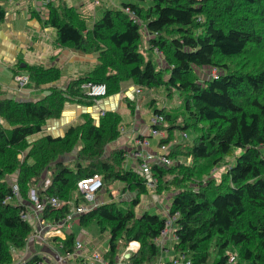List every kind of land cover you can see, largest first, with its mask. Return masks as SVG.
Masks as SVG:
<instances>
[{"label":"trees","instance_id":"1","mask_svg":"<svg viewBox=\"0 0 264 264\" xmlns=\"http://www.w3.org/2000/svg\"><path fill=\"white\" fill-rule=\"evenodd\" d=\"M133 1L123 2L121 9L106 8L94 22L65 2L56 7L49 4L46 25L56 30L58 46L95 55L93 70L71 80L64 90L49 89L35 102L1 98L0 90V264L43 260L40 255L20 259L14 253L23 252L34 234L33 225L22 215L30 191L36 192L34 186L44 181L45 174L50 184L46 188L41 184L38 199L53 197L63 202L42 213L41 218L51 223L66 217L68 202L79 204L78 197L72 198L80 181L97 175L103 186L121 182L124 191L134 194L125 208L115 202L99 204L79 215L78 224L87 227L95 222L102 233L108 231L104 259L110 264L118 247L132 242L139 247L122 259L124 264H154L159 259L157 240L167 220L148 212L136 216L133 211L148 191L145 177L124 168L123 149L105 156L106 146L120 136V114L104 112L97 124L83 115V121L62 136L28 143L47 120L60 116L65 102L90 106L96 101L83 88L87 83L104 84L106 96H112L127 82L140 89L164 87L178 93L181 113L178 108L153 109V115L163 117V124L156 128L166 133L159 146L172 142L175 129L195 133L192 144L172 150L176 141L167 154L170 160L180 154L189 158L190 166L151 165L152 175L160 181L167 174L172 176L165 188L175 190L168 216L174 218L176 256L167 264H230L228 248L236 254L235 264H264V0ZM141 25L148 49L161 55L165 69H157L140 51ZM196 68L221 74L200 80ZM26 71L27 86L32 89L60 77L55 67L29 66ZM127 107L133 115L136 102H128ZM235 149H241L235 163L227 166L219 181L212 179L211 171L224 166ZM67 155L73 159L66 163ZM12 175L13 185L8 181ZM155 192L162 191L157 187ZM52 240L63 255L74 253L72 234ZM212 252L214 259L209 262Z\"/></svg>","mask_w":264,"mask_h":264},{"label":"crops","instance_id":"2","mask_svg":"<svg viewBox=\"0 0 264 264\" xmlns=\"http://www.w3.org/2000/svg\"><path fill=\"white\" fill-rule=\"evenodd\" d=\"M95 1H98L99 4L96 5ZM61 2H65L70 7H74L80 13L85 14L87 18H90L91 22H94L101 17L103 11L106 8L117 10L121 9L123 2L135 1L49 0L48 2H46V0H0V10L4 11V18L0 20L1 98L13 99L18 102H35L41 100L49 89L55 88L58 90H64L71 80L79 79L93 70V67L97 62L95 55H89L72 48H63L58 46L56 42V30L46 25V20L49 14V4H51L52 7H56ZM39 65L45 68H58L60 71L59 79L53 83L43 85L38 89L29 88L27 86L28 83L24 87L19 88L14 81V77H27L26 67ZM128 92L130 93V91ZM131 95L132 93L130 94V96ZM126 96L127 91L124 89V92L121 91L116 95L97 99L90 106L81 105L73 101H67L63 104L60 116L57 119L47 120L42 128V131L29 137L30 139H28L32 140L42 138L44 136H51L54 138L62 136L70 126L80 124L83 121V115L87 114L94 120L95 123L98 122L101 114L104 112H116L120 114L121 117L134 116L135 119L137 115H135L136 113H134L133 115L130 114L125 101ZM150 121L151 119L149 120V124H151ZM137 124H140V122H138ZM133 125V120H131V126L125 127L123 124H121L123 130L120 134V138L109 144L108 148L110 150L123 149L126 151L125 145L128 143L131 145L132 140V143H135L136 145V149L134 150L135 154H133V156L135 155L136 157L134 161H136L137 165L140 167V161L143 158H150L147 159V162H149L151 159H156L157 154L152 155L148 150L144 148L145 146L141 147L136 142V139L140 137H143V139L146 141V138L150 137L148 135L149 129H146L145 131L141 132L142 134H139L137 132L139 131V127L136 126L135 128V126ZM150 128H152V125H150ZM137 133L139 135L135 136ZM159 134V136L152 137H158L159 139H161L166 136L164 131H160ZM136 170L133 171L139 173L140 169H137V166ZM141 174L143 175V173ZM8 181L13 185L15 183V175H12L10 178H8ZM103 189L104 188H102L101 190L103 191ZM147 190L148 194L149 192H155L152 187H147ZM147 193L145 195H147ZM154 194H156V192ZM109 196L111 197L112 195L110 194ZM122 196V201L124 199L131 200L134 194L128 191H122ZM77 197L79 199V204H81L82 202L80 196H73L72 199L74 200V198ZM143 197L144 195L141 196L140 202L135 208L141 206L142 209L145 210L144 212H148L147 210H149V208L156 209L155 211L158 212L156 213V215H160L163 217L168 216V209L165 210L164 206L159 205L160 199L158 198V196H152L151 198H148L149 195H147L145 199ZM167 200H169L167 205H170L171 198H168ZM100 203L104 204V202ZM95 204L99 205V202H97L96 200ZM121 206L124 208L126 207L124 205ZM30 214L32 215L31 212ZM74 225H76V227L79 225L78 220H75L69 225L62 227V229L59 230V232H57L56 234L46 236L43 241L38 240L37 238H33L32 235L28 241L29 244H27V248H25L23 252L14 253V255L16 257H20V259H25L30 255H40V257H42L44 260L46 259L47 264H55L57 257H63L64 255L61 252L58 243L56 241H53L52 238L56 237L60 240H63L66 234H72L74 239V249L76 242H80L82 248L80 250H74L73 252H75V255L71 259L65 260L63 264H83L84 262H89V258H91L94 253H98L95 250L90 251L89 248H86L84 242L88 241L89 239L85 238L84 240V235L82 233L79 232V236L76 239L74 238V232L76 231L72 230V226ZM33 227L35 233V231L38 230V227L37 225H33ZM173 227L174 225H172L168 229V231L162 238L158 239L157 244L159 245L161 250V258L159 256V259L154 264H167L174 261L176 254L173 250ZM42 233L43 230L41 231L40 235H42ZM90 244L91 242L88 243V245ZM138 247L139 245L137 242H132L128 246L120 245L116 253L115 262L113 264H124V261H122V259H126L125 255L128 254L130 257L131 254L137 251ZM107 249L108 246L103 251V254H98L100 260L92 262V264H110L109 262H107V260L104 259V254L106 253ZM174 264L182 263L176 261L174 262Z\"/></svg>","mask_w":264,"mask_h":264},{"label":"rangeland","instance_id":"3","mask_svg":"<svg viewBox=\"0 0 264 264\" xmlns=\"http://www.w3.org/2000/svg\"><path fill=\"white\" fill-rule=\"evenodd\" d=\"M145 2H149V0H145ZM140 37H141L140 51H142L145 54L146 58H149V59L154 61V63L157 66V69H159V70L165 69L167 65L162 60L161 55L156 50H149L148 49L147 35H146V31H145L143 25L140 26ZM255 57L260 58V55L259 54H257V55L255 54ZM213 70L214 69H210V68H208V69L196 68L195 72H196V74H197V76H198V78L200 80H207V79H210V78L213 77ZM215 73H216V75L217 74H221V71H217L215 69ZM166 76L167 75H165V77ZM122 85H123V88L121 89V91L124 92V89L127 91V96H126V99H125L126 104L128 102H132V101L136 102V108H135V113L136 114L135 115H137V117L134 119V116H123L121 124H123L125 127L126 126H131V120H133L134 121V125L133 126H135V128H136V126L139 127V131L140 132L137 131L139 134H142L141 132L145 131L146 129L147 130L149 129L148 135L150 137L146 138V141L143 139V137L137 138L136 142L141 147L145 146L144 148L146 150H148L152 155H156L157 154L156 156L158 157L160 155V147L158 145L160 139L158 137H152L150 135V131H151L150 125L151 124H149V120L153 116V109L154 108L157 109V110H161V109H164V108L166 110L167 109H173L174 110V109L178 108L177 109V113H181L182 107H180V106H181L182 102L180 101L178 93L176 92L175 89H171L170 91H167L164 87L155 88L152 91H150L148 89H140L138 86L132 85L130 82H127V83L122 84ZM124 85H125V87H124ZM129 88H130V90H129ZM136 89L140 90L139 94H136ZM128 91H130V93ZM168 92L170 93L169 97L167 96ZM131 93H132V95H134V94L135 95L134 96H132V95L130 96ZM105 97H107V96H105ZM152 101H154V102H152ZM177 119H178V121H176V122L178 124H180L179 123L180 119L179 118H177ZM138 122H140V124H137ZM162 122L159 125L163 124ZM96 124H97V122H96ZM159 125H157V126H159ZM119 129H120V134H121V132L123 130L121 125H120ZM156 130L158 131V133H160V131H162V130L159 131L157 128H156ZM182 132H184L186 137H183ZM138 133L135 136L139 135ZM194 134L195 133H193L191 130L175 129L174 130V134L172 136V139H173L172 142H170V144L166 145L168 147V153H169V150H170L171 146L176 141H178V142L175 143L172 146V150H174L176 147L182 148V146H177V145L192 144L193 139L195 138ZM119 138H120V136H119ZM29 139H28V143L31 144L33 142H36L40 138H37V139H32L31 138L32 140H29ZM144 142H146L147 145ZM78 145H80V143ZM108 145L105 148V156H108L111 151L115 150V149H111L110 150L108 148ZM135 147H136V145H135V143H132V140H131V145L129 143L125 145V149H126V151L124 150L125 151V153H124V159H125L124 168L125 169L136 170V166H137V169H140V167L137 165V162L134 161V159L136 158L135 155L133 156V154H135L134 153V150L136 149ZM182 149H184V148H182ZM26 152H28V151L26 150L23 153H26ZM240 153H241V149L233 150L232 153L226 159V164H224V166L223 165L219 166L218 168H214L211 171V178L216 180V181H219L222 173H224V171L226 170L227 166L228 165H233L235 163V157L237 155H239ZM72 157H73V155H67V157L64 159V161L67 163L68 161L73 159ZM144 159H150V158H148V157L146 158L145 157ZM170 162H171V166H174L176 164H183V165H186V166H190L192 164L191 160L189 158L184 157L181 154L178 155L175 159L170 160ZM148 163L151 166L153 164L158 163V159L157 158L156 159H151ZM167 167H170V166H167ZM140 171H141V169L139 170V173L141 174L142 172H140ZM142 176L145 177V179H146V187H148L147 186L148 183L152 182V189L157 190V187H158V189L160 191H162L160 194H157V193L154 194L155 192L154 193L149 192V194L147 193V195H149L148 198H151L152 196H155V197L158 196V198L160 199L159 205L164 206V209L167 210L168 207H169V205H167L169 200H167V199L168 198L169 199L172 198V196L175 193V190L173 188H171L170 190H168L169 188H167V189L165 188L168 185L167 182L171 181L172 176L170 174H167V175L163 176L161 181L157 177H154L152 175L151 171H150V174H148V175H144L143 174ZM10 177L11 176H9L8 178H10ZM44 177H45V179H44L43 182L37 183L34 186V187H36L35 188L36 189V192H35L36 195L38 194V190L37 189H39L41 187V184H42V187H44L45 180L48 178V176L46 174H45ZM191 187H194L193 184H192ZM102 188H104L103 191L101 190V191L97 192L96 195H95V201L97 200V202H99V204H102L100 202H104L105 203V202L113 201V202H116V203H119L121 205L126 206L127 203L130 201L129 199H124L122 201V199H123L122 191H124V187H123V184L121 182H114V183H110V184H104V186L102 185ZM110 194L112 195L111 197L109 196ZM76 195H78L77 191H75V193H73L74 197ZM147 195H144L143 198L145 199V197ZM20 201L22 202V200H20ZM15 202H17V201H15ZM93 203L94 202L92 201L90 204H93ZM25 205L27 207H29L30 211L32 210L33 203L31 201L25 202ZM155 210L156 209L149 208V210H147V211L150 214L158 213ZM133 211L136 214V216H139L145 210L142 209L141 206H138L137 208H134ZM160 217L162 218L163 216H160ZM163 218L168 220L169 216H166V217H163ZM173 228L175 229V226ZM72 230H76L75 231L76 233L74 232V236H75L74 238L75 239L79 236L80 233H82L84 235V240H85V238L89 239L88 241H85L84 244H85L86 248H89L90 251L95 250L98 254H103V251L108 246V231L102 233L95 222L91 223L87 227H81L79 225L76 227V225H74V226H72ZM89 242H91L90 245H88ZM232 253H233V251L231 250V248H228V250L226 251V254L232 255ZM233 254L236 255L235 253H233ZM160 258H161V255H160ZM213 259H214V254L212 252L210 254V257H209V262H212ZM242 264H251V263L246 261V262H243Z\"/></svg>","mask_w":264,"mask_h":264},{"label":"built area","instance_id":"4","mask_svg":"<svg viewBox=\"0 0 264 264\" xmlns=\"http://www.w3.org/2000/svg\"><path fill=\"white\" fill-rule=\"evenodd\" d=\"M49 0H46L48 2ZM95 4L98 5L99 2L95 1ZM125 13L129 14L133 19H136L135 14L129 9L125 8L123 10ZM216 76L215 69L213 70V77ZM14 81L16 82L17 86L24 87L28 83V78L26 76H15ZM88 96L94 98L95 100L101 99L106 96V87L104 84H91L87 83L83 86ZM140 90L136 89V94H139ZM103 114V113H102ZM101 114V115H102ZM163 121V117L160 115H153L151 118V136H158L159 133L156 130V126L159 125ZM183 137H186L185 134H183ZM146 144V142H144ZM168 154V147L166 145L160 146V155L157 157L158 163L164 166H171L170 159L167 157ZM140 169L141 172L144 175L150 174L151 167L149 163L147 162V159H142L140 161ZM50 184L49 179L45 180L44 188H46ZM148 187H152V182L147 184ZM102 189V181L101 178L97 175L82 180L77 185V193L78 196L82 198L81 204H74L73 201L68 202L70 204V212L66 215V217L58 222V223H51L48 221H44L41 218L42 213L47 209L48 207H58L63 202L58 200L57 198L53 197H45L42 200L38 199V196L35 194V190H31L29 194V201L33 203L32 210L30 211L32 215L29 212V208H27L26 212L22 215V217L28 221H30L34 226L37 225L38 230L35 231L33 234V238H37L38 240L43 241L46 236L54 235L59 230L62 229V227L69 225L70 223L74 222L78 219L79 215L87 213L90 209L95 208L97 205L95 204V195L97 192H99ZM13 194L15 197H18V190L16 186L13 187ZM94 202L93 204H90L91 202ZM174 218H168L166 223V228L162 232L160 238H162L165 233L168 231V229L174 224ZM43 230L42 235H40L41 231ZM175 239V237H174ZM158 241V240H157ZM82 248V245L80 242L75 243V249L74 250H80ZM75 255V252L72 254H65L63 257L58 256L55 264H63V262L67 259H71ZM89 262H84L83 264H92V262H96L100 260V257L98 254H93L91 258H89ZM229 263L235 264L236 263V257L234 254L230 255L229 257ZM37 264H47L46 259L38 262Z\"/></svg>","mask_w":264,"mask_h":264},{"label":"water","instance_id":"5","mask_svg":"<svg viewBox=\"0 0 264 264\" xmlns=\"http://www.w3.org/2000/svg\"><path fill=\"white\" fill-rule=\"evenodd\" d=\"M129 257V255L127 254V255H125V258L127 259Z\"/></svg>","mask_w":264,"mask_h":264}]
</instances>
